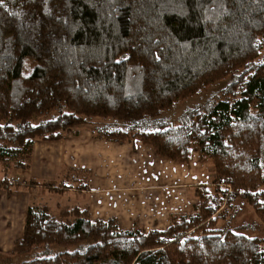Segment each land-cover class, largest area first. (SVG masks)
<instances>
[{"label":"trees","instance_id":"1","mask_svg":"<svg viewBox=\"0 0 264 264\" xmlns=\"http://www.w3.org/2000/svg\"><path fill=\"white\" fill-rule=\"evenodd\" d=\"M218 84L179 122L162 119ZM92 124L93 137L138 139L177 163L197 147L214 177L190 214L146 233L30 206L5 264H264V233L227 218L238 196L264 225V0H3L0 157ZM216 182L235 194L224 226Z\"/></svg>","mask_w":264,"mask_h":264},{"label":"crops","instance_id":"2","mask_svg":"<svg viewBox=\"0 0 264 264\" xmlns=\"http://www.w3.org/2000/svg\"><path fill=\"white\" fill-rule=\"evenodd\" d=\"M24 153V161L20 155L19 161L8 165L6 160L10 159L0 160V172L6 170L2 175L7 176L6 180L0 177V264L7 262L13 243L21 237L30 206H45L49 213L65 207L84 209L89 206L92 221H106L118 213L131 214L134 207L138 208L137 199L140 204H153L152 215L160 219L166 220L168 211L180 213L183 198L177 190V180H173L162 164L147 177L144 175L147 170L139 171L144 164L140 157L150 152L137 140L120 145L80 130L63 140H36ZM136 156L138 158L133 160ZM120 161L124 169L132 165V169L137 170L134 177L140 185L134 184L132 176H123ZM152 164L154 161L150 167ZM189 203L191 207L192 201ZM129 225L126 218L117 221L121 229L129 230L132 227ZM155 226L154 223L152 228Z\"/></svg>","mask_w":264,"mask_h":264},{"label":"rangeland","instance_id":"3","mask_svg":"<svg viewBox=\"0 0 264 264\" xmlns=\"http://www.w3.org/2000/svg\"><path fill=\"white\" fill-rule=\"evenodd\" d=\"M221 87L220 84L218 85H214L206 90H203L200 94H198L195 97L189 98L187 100H182L180 102H178L173 109H171L170 111H167L165 114L162 115V119L167 120V121H174V122H179L181 120V118H183L185 116V114L190 111L193 110L195 108H198L199 106H201L203 103L205 102H209L211 101L215 95L218 93L219 88ZM104 122H106V120H97L95 121V124L101 125ZM118 127H120L123 131H125L126 129L124 127H122L123 125H116ZM80 130H86L89 131L91 133V131H95L96 128L94 127V124H92L91 126L88 127H83V128H78L76 131L73 130H68L66 131L65 134V138L67 135L71 134V135H76ZM64 138V139H65ZM63 140V139H62ZM139 141L138 139H134V140H128V141H124L122 143H117V142H112L115 144H128V143H132L133 141ZM58 141V140H56ZM139 144L146 147V149L149 150V154H144L142 157H140L143 161L144 164L143 166L139 169V171L142 172L143 168L145 170H147V173L144 174L146 177L148 175H150L151 173H155V169L158 168L159 164H162L164 166V170L168 171L173 180H177V190L181 191V195L183 198L182 201V205L180 207V209L178 210V212L180 213H176V212H171L168 211V216L167 219H160L157 218L155 216L152 215V210L155 209V206L153 204L148 205V204H140L137 202V200L135 201V204L137 205L138 208L134 207L133 212L131 214L128 215H124L122 216L121 213H118L116 215H114L111 218L105 219L106 221L109 219H113L117 225V221L120 220H124V218H126L129 222H130V229L126 230V229H121L118 226V229L120 230H126V231H132V230H141L143 232H147L148 230H154V228H156V230H161L164 229L166 224L168 223L169 225V221H170V217H176V214H190L193 210V207L195 204L198 203L197 198L195 197V188L198 187L199 185H206L209 186L212 178L214 177V172L212 170L211 164L207 159L201 158L200 157V153H199V149L197 147H192L189 153V157H188V161L186 163H177L174 161H171L169 159H165V158H160L158 157L154 150L152 149L151 146L142 143L141 141H139ZM28 151V149L26 150ZM25 151L21 152L20 154H16L13 155L14 160H11V156L9 157L10 160H6L7 163L6 165H8L10 162H15V161H19L18 159V155L21 156L22 161L23 157L25 156L24 153ZM147 155H151V157H148ZM138 157H134L133 160L137 159ZM1 160H3L5 162V158L0 157ZM154 161V164H152V167H150V163ZM157 163H156V162ZM160 162V163H159ZM119 167L121 168L120 170H122L123 176H129V177H133L131 180H133L135 185H140L139 182H137L135 180V174L137 173V170L132 169V165L128 166L127 169H124L123 163L122 161L119 162ZM4 165L3 167L5 168H9V166ZM118 165V164H117ZM173 168H175V171H173ZM128 173H127V172ZM152 171V172H150ZM6 170H3L0 172V177L3 180L7 179V176H3L2 173H5ZM206 176V177H205ZM180 177V179H179ZM205 177V178H204ZM87 179V178H86ZM203 181V182H201ZM130 181H128L129 184ZM201 182V183H200ZM70 183V182H68ZM220 187L225 189V195L223 196V200H222V204L218 207L217 211L214 212V217L218 219V226H224V222L222 219V216L220 214L221 210H225L224 207V203H227V196H231V195H235L233 194V189L230 185L228 184H224L222 182H216ZM64 185H68V184H64ZM63 188H65V186H63ZM73 188H76L75 186ZM131 189V188H130ZM65 193V192H63ZM57 194H59V192H57ZM189 200L192 201L191 207H190V203ZM144 202V201H143ZM230 207L228 210V217L227 218H233V216H235V218L233 219V223L236 226L241 227V231H244L252 236H261L264 233V225L261 223V220L259 219L258 215L255 213L254 208L252 207V205L244 200L243 198L241 199L240 197L236 196L233 197L230 201ZM122 209L123 208H128V207H123L120 206ZM72 208H63V209H57L55 210V213H50L51 215L58 217L61 212L65 211V210H69ZM79 209V208H78ZM87 209L89 211V216H90V210H89V206L84 208ZM119 210V208H117ZM130 208H128L129 210ZM80 210V209H79ZM124 217V218H123ZM71 219V217H69ZM91 218V217H90ZM68 219V218H67ZM154 219V220H153ZM156 224V226L154 228H152L153 226V222ZM167 225V227H168ZM164 226V227H163ZM166 227V228H167ZM165 228V229H166ZM164 229V230H165ZM12 261H17L18 259L16 257H12L11 259ZM10 260H7V262H9ZM19 261V260H18ZM6 262V263H7ZM17 263V262H16Z\"/></svg>","mask_w":264,"mask_h":264},{"label":"snow or ice","instance_id":"4","mask_svg":"<svg viewBox=\"0 0 264 264\" xmlns=\"http://www.w3.org/2000/svg\"><path fill=\"white\" fill-rule=\"evenodd\" d=\"M3 2V0H0V3H2Z\"/></svg>","mask_w":264,"mask_h":264},{"label":"water","instance_id":"5","mask_svg":"<svg viewBox=\"0 0 264 264\" xmlns=\"http://www.w3.org/2000/svg\"><path fill=\"white\" fill-rule=\"evenodd\" d=\"M206 237H208V236H206Z\"/></svg>","mask_w":264,"mask_h":264}]
</instances>
